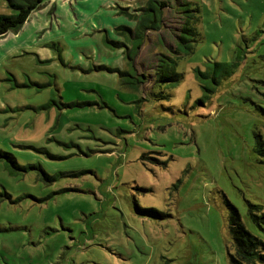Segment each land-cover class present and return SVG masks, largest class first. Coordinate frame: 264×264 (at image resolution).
I'll use <instances>...</instances> for the list:
<instances>
[{
	"label": "rangeland",
	"instance_id": "obj_1",
	"mask_svg": "<svg viewBox=\"0 0 264 264\" xmlns=\"http://www.w3.org/2000/svg\"><path fill=\"white\" fill-rule=\"evenodd\" d=\"M159 1L137 54L120 11L148 0H44L0 36V149L18 161L0 160V264H231L230 203L264 239V0ZM180 1L200 35L177 54Z\"/></svg>",
	"mask_w": 264,
	"mask_h": 264
},
{
	"label": "trees",
	"instance_id": "obj_2",
	"mask_svg": "<svg viewBox=\"0 0 264 264\" xmlns=\"http://www.w3.org/2000/svg\"><path fill=\"white\" fill-rule=\"evenodd\" d=\"M10 3L11 13H0V36L9 32L17 31L22 28L26 23L32 11L37 8L44 0H7ZM154 2L158 3V7H155ZM180 6H186V8H181L182 12L186 15V20L180 26V35L178 36L179 40L185 44V47L188 51L178 45L174 51L177 54L193 52L194 44L188 43L189 41L196 42L200 33L197 28V22L199 21V16L197 12L199 9L192 8L190 2L180 1ZM169 6L168 1H159V0H148V5L130 8V7H121L122 13L128 15L131 18L136 17L139 24L136 28H131L128 26H121V28L128 29L133 37L137 40H133V45L129 51L134 52L135 54L139 53V50L143 44L144 35L146 29H157L161 27L164 22L163 11L166 7ZM133 11L138 12L133 14ZM186 34L191 36V38L186 37ZM138 38H140L138 40ZM115 43V42H114ZM116 45H123L124 42H117ZM129 56L131 58L130 52ZM127 57V56H126ZM163 59L158 61L157 75L161 80L169 79L170 81H178L180 79V74L176 72L177 59L172 55L164 54ZM134 61V59H131ZM163 62V63H161ZM134 63V62H133ZM137 68V67H136ZM111 71H118L116 68H110ZM121 74L122 80L130 87H136L137 85L143 83L147 79L146 72L141 74H133L132 71L124 69V71H119ZM124 76H130L129 79H124ZM133 78V80L131 79ZM143 77V78H142ZM143 79V80H142ZM0 160L5 161L8 165L17 167L18 161L16 156L10 152L3 149H0ZM231 208V235L233 239L234 250L229 251L230 263L231 264H260L264 263V239L260 236L253 233L245 225L241 214L232 203L229 204ZM258 204L250 203V214L253 221L264 231V208Z\"/></svg>",
	"mask_w": 264,
	"mask_h": 264
}]
</instances>
